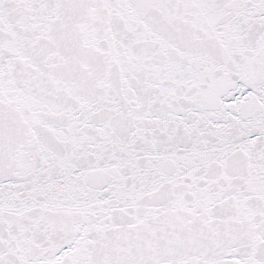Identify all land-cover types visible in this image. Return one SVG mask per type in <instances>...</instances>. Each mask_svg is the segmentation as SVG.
Listing matches in <instances>:
<instances>
[{"label": "snow or ice", "instance_id": "obj_1", "mask_svg": "<svg viewBox=\"0 0 264 264\" xmlns=\"http://www.w3.org/2000/svg\"><path fill=\"white\" fill-rule=\"evenodd\" d=\"M0 264H264V0H0Z\"/></svg>", "mask_w": 264, "mask_h": 264}]
</instances>
